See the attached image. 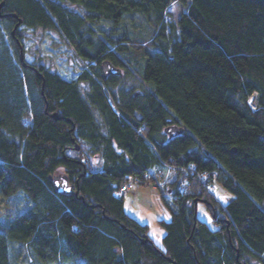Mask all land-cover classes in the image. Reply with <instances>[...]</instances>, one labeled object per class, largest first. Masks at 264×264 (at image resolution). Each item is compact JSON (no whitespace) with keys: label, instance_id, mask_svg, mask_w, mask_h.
<instances>
[{"label":"trees","instance_id":"16d2710c","mask_svg":"<svg viewBox=\"0 0 264 264\" xmlns=\"http://www.w3.org/2000/svg\"><path fill=\"white\" fill-rule=\"evenodd\" d=\"M2 3L0 194L25 193L32 205L0 226V264H13L16 242L43 262L264 264V0ZM134 14L152 27L149 39L123 24ZM36 29L57 32L86 68L68 80L28 61L26 32ZM104 60L146 89H126L122 73L103 77ZM168 126L183 132L169 136ZM170 166L161 187L156 174ZM204 173L231 194L225 205ZM59 174L77 194L56 192ZM130 179L155 183L171 209L162 245L125 210L128 191L118 192Z\"/></svg>","mask_w":264,"mask_h":264},{"label":"rangeland","instance_id":"374dc122","mask_svg":"<svg viewBox=\"0 0 264 264\" xmlns=\"http://www.w3.org/2000/svg\"><path fill=\"white\" fill-rule=\"evenodd\" d=\"M179 5L172 3L168 8L167 19L169 21L177 22L179 18ZM125 27L128 28L131 35H137L145 39L152 36L153 29L140 15L134 14L127 16L123 21ZM111 23L104 22L101 24V29L108 30ZM122 31V29L120 28ZM25 48L27 49L26 59L30 62L45 63L52 69L56 70L62 77L73 80L79 73L86 68L82 61L77 57L74 48L69 42L62 39V37L53 31L43 32L36 29L34 32L28 30ZM135 74H121V83L126 89L134 88V90L143 91L146 86L141 82ZM256 95V94H255ZM113 103V100H111ZM167 176L163 177L159 182V186L163 187L174 176L172 169ZM184 183V181H183ZM216 191L212 193L216 199L223 205L231 198V194L224 189L219 183H215ZM169 203L172 205L171 200ZM125 210L128 214L135 217L138 221L149 226V234L153 241L162 245V238L165 230L160 221L171 220L172 212L167 207L160 195V191L155 183L140 184L131 181V187L124 195ZM32 205L31 201L25 195L20 193L14 198L6 199L0 194V226L7 220L11 219L18 211L29 208ZM198 217L207 222L211 228H217L213 222V217L207 209L204 202L197 203ZM13 264H72L63 261L43 262L34 253V250L29 246L21 243H14L12 246Z\"/></svg>","mask_w":264,"mask_h":264},{"label":"water","instance_id":"95a60500","mask_svg":"<svg viewBox=\"0 0 264 264\" xmlns=\"http://www.w3.org/2000/svg\"><path fill=\"white\" fill-rule=\"evenodd\" d=\"M3 3L0 5V8L2 7ZM24 59V58H22ZM102 72H103V77H107L109 75H120L122 73V70L120 68H117L115 65H113L109 60H104L101 65ZM255 95H253L250 98V102H252L253 98ZM165 132L169 136H175L177 134H180L183 132V128L178 127V126H168L165 128ZM77 149H79V146H77ZM54 183H55V190L57 193H73L75 192L76 194L78 193L77 190H75V185L71 184L69 181V178L67 175L64 174H59L53 178ZM197 203L196 202V212H197ZM245 264V263H241Z\"/></svg>","mask_w":264,"mask_h":264},{"label":"built area","instance_id":"2783aa9c","mask_svg":"<svg viewBox=\"0 0 264 264\" xmlns=\"http://www.w3.org/2000/svg\"><path fill=\"white\" fill-rule=\"evenodd\" d=\"M172 169L174 170V173H175L176 168L170 166V167H168L167 175L170 174L169 172H171ZM209 176L210 175L208 173H204V174L199 175V177L202 179V181L207 183V190L209 192L216 191V185H215L216 182L214 180H212V182H211L210 179H209ZM156 177L160 181L162 175L160 173H158V174H156ZM170 179H168V180H170ZM132 180L133 179H130L128 182H125L123 186H121V188H120V190L118 192L119 195H122L123 193H125L126 191H128L130 189ZM187 190H188V182H187V180H185L184 183L182 182L181 191L183 193H185Z\"/></svg>","mask_w":264,"mask_h":264}]
</instances>
